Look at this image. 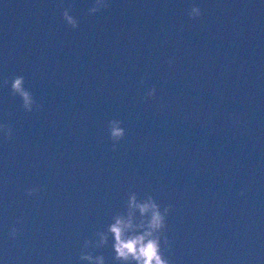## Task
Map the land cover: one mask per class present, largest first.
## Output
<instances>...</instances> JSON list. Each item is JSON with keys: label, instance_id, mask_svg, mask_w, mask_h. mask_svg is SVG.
<instances>
[{"label": "water", "instance_id": "water-1", "mask_svg": "<svg viewBox=\"0 0 264 264\" xmlns=\"http://www.w3.org/2000/svg\"><path fill=\"white\" fill-rule=\"evenodd\" d=\"M107 2L0 0V264H88L131 192L172 206L170 264H264V0Z\"/></svg>", "mask_w": 264, "mask_h": 264}, {"label": "clouds", "instance_id": "clouds-1", "mask_svg": "<svg viewBox=\"0 0 264 264\" xmlns=\"http://www.w3.org/2000/svg\"><path fill=\"white\" fill-rule=\"evenodd\" d=\"M108 7L107 0H94V5L88 9L89 14H96L102 9ZM190 19H197L202 15L198 6L193 5L188 13ZM62 17L64 21L72 28L78 27V21L70 15V8H66ZM169 65L173 63L168 61ZM9 81L6 79L4 84ZM141 83H144L142 80ZM11 93L19 96L22 100V108L26 112H32L34 106L39 110L42 105L33 97L31 91L25 87V78L17 75L11 80ZM156 93L155 86H152L146 93L145 98L154 97ZM123 121L112 119L108 122L109 137L112 140V148L115 151L118 144L125 137V129L122 127ZM0 132L4 134L6 140L13 138V129L10 125L0 124ZM39 192V188L26 189V195L33 196ZM241 191L240 195H244ZM171 205L161 210L160 205L155 199L148 195L144 199H138L135 192L128 195L125 204V211L116 213L112 216L113 222L108 225L106 231L96 233V241L85 240L80 252V261H86L88 264H105L103 255L94 256L92 250L106 247L109 244V238H112V248L114 250L113 260L116 264H170V260L165 253L170 249V243L166 235V219L171 210ZM22 221L18 220L17 223ZM17 228L12 227L10 236H17ZM163 241L164 247H161ZM163 257V258H162Z\"/></svg>", "mask_w": 264, "mask_h": 264}]
</instances>
